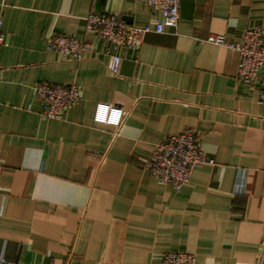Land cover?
Wrapping results in <instances>:
<instances>
[{
    "label": "crops",
    "instance_id": "1",
    "mask_svg": "<svg viewBox=\"0 0 264 264\" xmlns=\"http://www.w3.org/2000/svg\"><path fill=\"white\" fill-rule=\"evenodd\" d=\"M89 13L153 23L145 0H0V264H258L264 254V92L236 80L234 50L207 42L264 25V0H181L175 29L112 50ZM53 35L90 47L80 61L46 49ZM38 84L76 85L63 121L47 120ZM98 104L122 110L95 123ZM194 131L212 165L180 190L146 165L167 136ZM244 172L236 192L237 175Z\"/></svg>",
    "mask_w": 264,
    "mask_h": 264
},
{
    "label": "built area",
    "instance_id": "2",
    "mask_svg": "<svg viewBox=\"0 0 264 264\" xmlns=\"http://www.w3.org/2000/svg\"><path fill=\"white\" fill-rule=\"evenodd\" d=\"M181 0H145L147 7L157 14V20L143 25L129 24L120 17L108 13H89L84 17L86 32L93 34L110 46L112 53L108 70L118 76L121 57L118 50H136L144 35L163 34L175 29L180 19ZM1 26V21H0ZM4 35L0 30V46ZM207 42L232 49L237 54L236 80L244 85L254 86L264 92V25L245 29L240 39L228 43L224 36H210ZM46 49L60 56L62 60L80 61L90 47L73 36L53 35L46 42ZM35 96L41 107V114L47 120L63 121L81 97L76 85L38 84ZM95 123L118 127L122 121V110L110 105L95 107ZM194 131H182L167 136L156 144L150 153L146 169L149 175L161 184L180 190L190 181L192 171L204 165H212ZM244 172L237 175L236 192L243 186ZM160 264H197L193 254L168 252L161 255ZM258 264H264V254Z\"/></svg>",
    "mask_w": 264,
    "mask_h": 264
}]
</instances>
